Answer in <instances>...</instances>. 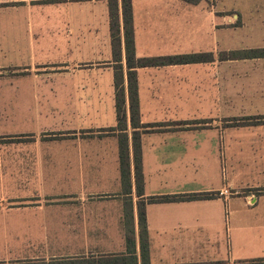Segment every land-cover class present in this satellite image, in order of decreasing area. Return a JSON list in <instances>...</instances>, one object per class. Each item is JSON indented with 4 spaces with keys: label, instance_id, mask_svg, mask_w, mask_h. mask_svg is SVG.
<instances>
[{
    "label": "crops",
    "instance_id": "0c3cea01",
    "mask_svg": "<svg viewBox=\"0 0 264 264\" xmlns=\"http://www.w3.org/2000/svg\"><path fill=\"white\" fill-rule=\"evenodd\" d=\"M118 1L130 190L121 172L109 1L43 0L60 12L49 17L35 15L32 0L0 2V72H14L0 73V120L16 125L0 133V213L42 217L54 202L76 204L77 250L119 253L127 249L132 204L140 256L138 202L145 199L150 264H264V56L223 58L235 50L229 30L248 19L216 0H132L136 57L213 56L136 68L141 124H161L137 128L138 195ZM256 22L263 25V16ZM46 43L55 56L37 62ZM200 192L214 196L147 200Z\"/></svg>",
    "mask_w": 264,
    "mask_h": 264
},
{
    "label": "trees",
    "instance_id": "16d2710c",
    "mask_svg": "<svg viewBox=\"0 0 264 264\" xmlns=\"http://www.w3.org/2000/svg\"><path fill=\"white\" fill-rule=\"evenodd\" d=\"M35 2H42L43 0H32ZM110 11V27L112 46L114 51L115 65V87H116V109L118 118L119 147H120V162L122 177L125 181L126 190H130L128 185L130 161H129V147H128V134L125 132L127 129V111H126V92L124 85V70L121 55V29H120V8L118 0H108ZM191 3H198L201 0H185ZM211 1V0H208ZM122 3V16L124 21V37H125V50H126V63L128 74V97L130 104V118L133 131V149L135 161V174L138 195L143 194V172H142V149H141V131L137 130L139 127L151 126L157 127L161 124L154 123L149 125L141 124L140 120V105L138 94V80L136 68L141 66L164 65L168 63H190L202 60H212V53H182L172 56L162 57H136L135 52V38L133 26V11L132 0H121ZM264 56V47L231 50L223 54V58H238V57H260ZM129 192V191H128ZM126 192V193H128ZM212 192L200 193H183V194H165L149 196L148 201L151 202H168L180 200H192L197 198L213 197ZM130 203V202H129ZM146 203L145 199L138 202V223H139V239H140V256L137 253L136 243V229L134 218L132 217V204L127 205L130 211H126V251L119 253H76L74 255H53V257L42 258L38 260L24 261L27 264H150V246L148 239L147 229V216H146ZM131 214V215H130ZM132 217L130 220L129 217ZM0 264H20L18 262Z\"/></svg>",
    "mask_w": 264,
    "mask_h": 264
},
{
    "label": "rangeland",
    "instance_id": "374dc122",
    "mask_svg": "<svg viewBox=\"0 0 264 264\" xmlns=\"http://www.w3.org/2000/svg\"><path fill=\"white\" fill-rule=\"evenodd\" d=\"M14 1L18 2L19 0H0L2 3L8 2L7 4L14 3ZM216 1V3L220 2L221 6H223L222 3L225 2L229 9H232V7L237 8L236 12L241 14L242 19H248V23L241 29L229 30L228 41L233 49L240 50L241 46H264V24L258 25L256 22L259 15L263 16L264 19V11H257L255 9L257 0ZM262 3H264V0ZM34 4L37 6L34 8L35 15L42 14L49 17L55 14H60L59 11H55L51 9V7L42 6V2H36ZM262 7H264V5ZM1 13H4V11H0V17ZM46 46L48 49H46L45 54L40 53L39 48L37 47V62H39L44 56H47L48 59H53L52 56H55V52L52 50V43H46ZM52 61L57 62L60 60L55 59ZM1 72H7L10 75H13L14 73L10 68L8 71ZM246 109L248 111L256 110L252 106L251 108ZM245 121L249 120L245 119ZM202 126H204V124H202ZM15 128L16 125L11 121L4 122L0 120V133L13 132ZM60 134L61 131L59 130L56 131L53 136L55 138H60ZM62 203L64 204L65 202ZM54 204L51 213H46L42 217L41 213L29 211L7 214L0 213V263L18 262L24 264V261L38 260L42 258L49 259L50 257H53V255H74L76 253H81V251L77 250V246H79L77 225L78 215L80 216V213L77 211L76 204L69 203L61 206H59L57 202H54ZM45 224H47L48 228L45 231V234H43L41 232L44 230ZM42 226L43 229L41 228ZM81 240L84 241L83 237H81Z\"/></svg>",
    "mask_w": 264,
    "mask_h": 264
}]
</instances>
